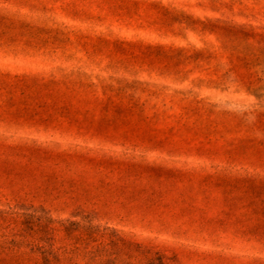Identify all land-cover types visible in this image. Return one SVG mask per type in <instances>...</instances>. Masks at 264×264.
Segmentation results:
<instances>
[{
  "label": "rangeland",
  "instance_id": "1",
  "mask_svg": "<svg viewBox=\"0 0 264 264\" xmlns=\"http://www.w3.org/2000/svg\"><path fill=\"white\" fill-rule=\"evenodd\" d=\"M0 264H264V0H0Z\"/></svg>",
  "mask_w": 264,
  "mask_h": 264
}]
</instances>
